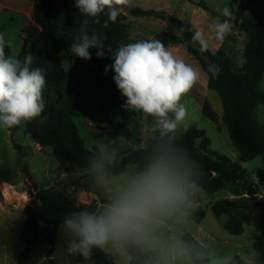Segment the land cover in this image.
I'll list each match as a JSON object with an SVG mask.
<instances>
[{"label":"trees","instance_id":"obj_1","mask_svg":"<svg viewBox=\"0 0 264 264\" xmlns=\"http://www.w3.org/2000/svg\"><path fill=\"white\" fill-rule=\"evenodd\" d=\"M129 13L133 16L164 15L162 12L141 8H131ZM33 16L40 31L30 41L26 55H33V68L45 70V109L40 117L23 124L28 137L41 147L50 148L59 167L65 173H70L76 168L88 167L89 158L100 151L96 146H85L73 120L75 112L88 117L95 114L105 118L108 128L116 133H122L124 127L111 118V112H118L124 121L132 122L128 110L124 108L126 98L113 80L114 71L105 73V66L113 63V53L108 48L116 50L127 44L128 25L126 17L121 13L115 23L109 22L108 27H104V22L108 20L106 13L98 17L84 16L75 7V0H38ZM96 19H99V23L95 22ZM224 20L237 27L246 37L240 66L223 48L211 53L201 38H196L193 28L177 19L170 21L181 28L182 35L175 38L173 43L183 45L208 76L207 86L221 101L222 122L226 125L240 162L251 161L256 156H262L264 161V126L258 122L257 117V107L264 103V92L259 89L264 76V0H239L237 6L224 16ZM81 29L89 36L93 33L99 36L100 43L105 47L104 58H97L95 48L90 49L91 60L75 57L69 51L70 45L79 40ZM202 113L217 125V116L207 102L203 105ZM16 128L18 126L7 129L12 132ZM176 138V143L195 161L200 189L213 194L227 184L235 186L234 194L239 198L217 200L210 209L216 219L228 214L222 227L229 234H243L247 216L255 209L264 207L255 198L260 187H264V167L255 172V180L251 179L239 162L210 149V139L202 130L193 126ZM148 143L149 138L142 147L117 153L110 177L121 174L129 165L141 164ZM27 193L30 201L23 210L26 219L19 237L23 248L17 264H27L30 254L41 240L48 244L44 264H57L50 257L60 222L42 217L37 207L41 196L30 189ZM243 194L247 196L240 197ZM204 215L203 208L198 207L191 219L199 223ZM182 240L199 245L188 233L183 234ZM252 247L260 250V261L264 263V229L253 241ZM128 255L129 264H142L144 257L138 249L129 250ZM233 257L236 264H241L239 255L234 254ZM91 260L93 264H117L103 249H94ZM75 261L85 262L79 255Z\"/></svg>","mask_w":264,"mask_h":264},{"label":"clouds","instance_id":"obj_2","mask_svg":"<svg viewBox=\"0 0 264 264\" xmlns=\"http://www.w3.org/2000/svg\"><path fill=\"white\" fill-rule=\"evenodd\" d=\"M130 5L131 0H75L84 16L106 13L104 27L115 23ZM228 13L224 9V14ZM228 28L227 22L218 24V35L223 37ZM81 33L69 51L91 60L90 49L95 48L97 58H104L99 36H89L83 29ZM6 47L11 48L12 43L0 33V127L12 128L42 115L46 80L44 69L32 67L31 53L21 60L7 55ZM108 50L113 53V63L105 66V73L114 71L115 85L126 98L124 108L152 117L149 143L142 163L115 185L110 179L114 150L102 148L89 158L88 172L104 199L95 206L79 202L78 207H83L64 218L60 227L67 238V254L79 255L92 264L94 249H109L122 258L129 250L138 249L144 257L142 264H236L233 256L221 255L210 246L174 240L167 234L171 224L187 220L196 206L198 169L176 143V132L181 125L187 126L182 98L198 81L199 72L158 39ZM260 256V250L253 247L241 259L243 264H261Z\"/></svg>","mask_w":264,"mask_h":264},{"label":"crops","instance_id":"obj_3","mask_svg":"<svg viewBox=\"0 0 264 264\" xmlns=\"http://www.w3.org/2000/svg\"><path fill=\"white\" fill-rule=\"evenodd\" d=\"M37 1L38 0H0V31L5 34V39L10 34L22 37L29 29L40 31V27L35 24L33 16V9ZM238 1L239 0H131V5L126 7L122 13L126 17V23L128 25L126 30L127 44L134 43L138 40L158 39L175 57L183 59L185 63L199 72L198 81L190 92L182 98V103L185 104L187 112L190 107H193L194 111L202 112L203 105L207 102L217 116L218 123L215 126L218 130L221 129L222 121L221 101L218 95L208 88V76L201 69L198 62L192 58L183 45L173 43L175 38L181 37L182 30L170 20L177 19L188 23L196 34L199 33V37L211 53H216L220 48H223L226 54L235 60L240 42L245 35L233 24L224 20V16L226 15L224 14V9L227 8L230 11L237 6ZM131 8L153 10L162 12L164 15L161 17L133 16L129 13ZM224 22L228 23L229 28L223 37H221L218 35L217 25ZM30 41L31 40H28L26 45L22 46L25 52L27 51ZM9 49L11 51L13 50L12 48ZM17 50L19 49H16V51ZM130 112L132 123L139 129V135H137L138 142H128L130 139H127L126 142L123 143L130 146V151H132L138 147L144 146L147 139L150 137L148 126L151 125L152 118L139 112L140 118L138 122L136 121L134 111ZM119 119L120 120L116 122L130 130L131 121H124L121 116ZM88 124L90 125V123ZM2 128L11 141L0 142V170L9 173L8 176L0 178L3 196L10 198L4 190V185H10L14 188L22 187L23 191H18L16 196H12L13 200L6 201L0 198V264H17L23 248V244L20 242L19 237L23 231L26 219L23 210L25 205L30 201L27 193L29 189L33 193H37L41 196V202H38L40 205L37 204L41 216L60 222L56 231L55 247L50 259L57 264H87V262H76L75 257L77 255L71 256L67 254V238L60 227L67 215L83 207V205H79L78 207V204L79 201L82 200V193L84 191L96 193L100 201H103L99 194L100 191L93 184L87 168H76L72 172L65 173L64 176H61L60 174L64 172V170L59 167V163L53 156L51 149L41 147L34 143L26 134L24 124L18 125L16 130L17 134L13 133V135L6 127ZM146 129L148 130V136L146 140L143 141L140 138V133L145 132ZM14 144L17 147H15ZM98 149L101 150V147H98ZM136 167L135 165V168ZM124 172L110 178L121 177ZM31 186L35 187L31 189ZM234 189L235 186H233L232 189H228V197L224 199L239 198V196L234 194ZM246 196V194H243L240 197ZM201 199L202 196H200L198 192L195 208L201 207ZM215 201L217 200L208 199L206 201L207 207L203 209L205 212L203 219L199 223L194 222L197 227V233L206 234L202 227L206 218H209L210 221L214 223L213 219L209 216L208 208L211 211L210 207ZM85 204L94 206L88 202ZM225 215L227 216L226 219H222L224 215L219 219H216L213 215V218L222 226L228 219V214ZM191 216L192 214L189 215L190 219ZM176 224V222L171 224L167 229V234L171 239V229ZM215 227L216 225L211 226L210 224L209 229L213 232L216 231ZM188 234H190L193 239L197 238L194 233ZM211 240L213 239L211 238ZM205 246L207 247L208 245ZM103 250L110 254L117 264L130 263V256L128 253L125 258H122L118 253L112 250ZM47 251V242L41 240L30 254L27 264H44L47 260Z\"/></svg>","mask_w":264,"mask_h":264},{"label":"rangeland","instance_id":"obj_4","mask_svg":"<svg viewBox=\"0 0 264 264\" xmlns=\"http://www.w3.org/2000/svg\"><path fill=\"white\" fill-rule=\"evenodd\" d=\"M38 31L36 29H29L25 35L22 37L16 36L15 34H10L6 37L7 41L12 43V51L6 47L7 55H14L20 58L21 60L26 56V52L23 50L22 46H25L28 40L34 39L38 35ZM245 37L243 36V40L240 42L239 50L235 56V63L240 66L243 61V50L245 46ZM18 47V48H16ZM16 49H19L16 51ZM260 91L264 92V76L262 81L259 83ZM131 111V110H130ZM129 111V112H130ZM131 113V112H130ZM134 115L136 121L139 122V112L134 111ZM111 118L114 121H119L120 115L118 112H111ZM257 117L258 122L264 126V103H261L257 107ZM74 122L77 125L78 133L80 137L83 139V142L87 148L92 146H97L102 148H106L109 152L114 150V160L116 158V154L122 150L130 151L131 148L126 142L127 139H130L128 142H138L137 135H139V129L134 126L132 122H130V130L122 129V133L114 132L110 128H108V123L105 118L100 116H96L95 114L88 117L87 115L81 112H75L73 117ZM83 121V122H81ZM90 123V125L88 124ZM23 124V123H22ZM187 126L181 125L177 132L176 136H179L183 133L188 127L193 126L199 130H202L205 135L210 139L211 145L210 149L217 151L218 153L224 154L229 157L234 162H239L242 164V167L249 173L250 178L255 180V172L258 169L264 167V161L262 156H256L253 160L248 162L241 163L239 160V154L237 150L232 146L226 125L221 121V129L218 130L213 122H211L207 117H205L202 112L194 111L193 107L188 108L186 120L184 122ZM149 125V129H150ZM146 127V125H145ZM126 129V130H125ZM17 130V128H16ZM12 131V135L17 134V132ZM147 130V129H146ZM140 133L141 140L145 141L148 136V130ZM22 133V132H21ZM0 142H11L9 140V136L6 135L5 130L0 127ZM88 170V167H86ZM135 169V165H129L125 170L124 174L121 177L110 178L111 183L113 185L121 182L125 176ZM8 172H4L0 170V178L8 176ZM10 186V185H9ZM13 187V186H10ZM14 188V187H13ZM233 185L227 184L223 189L218 190L214 194H209L204 192L201 189H198L201 199V207L205 209L207 207L206 201L208 199H224L228 197V189H232ZM99 190V189H98ZM16 191V190H15ZM18 192V191H16ZM102 200L104 199V195L99 192ZM2 185L0 186V198L2 200L9 201L11 199L3 196ZM14 196V195H13ZM16 196V195H15ZM262 196V197H260ZM16 198V197H14ZM259 202L264 204V187H260V192L255 197ZM13 200V199H12ZM197 208H193L190 210V214L196 211ZM209 216L213 219L212 223L209 218L205 219L203 223L204 233H197V227L192 219L188 217L187 220L181 218L178 220L176 225L171 229V236L174 240H182V236L185 232L194 233L199 240L205 245L210 246V250H214L221 255H230L237 253L240 258L244 256L252 247L253 241L257 238L259 233L264 229V207L260 209H255L251 214L247 216L246 222L244 224V232L238 237H233V235L229 234L223 227L218 223L216 219L213 218L211 211L209 210ZM227 216H222V219H226ZM211 222V223H210ZM215 226L216 231H211L209 226ZM213 240H211V238ZM241 264L243 261L241 259ZM264 264V263H262Z\"/></svg>","mask_w":264,"mask_h":264},{"label":"built area","instance_id":"obj_5","mask_svg":"<svg viewBox=\"0 0 264 264\" xmlns=\"http://www.w3.org/2000/svg\"><path fill=\"white\" fill-rule=\"evenodd\" d=\"M61 176H64L65 175V172H62L61 174H60ZM15 189V188H14ZM29 196V195H28ZM11 199H12V197H11ZM10 199V200H11ZM79 202H81V203H83V204H85V203H91V204H93L94 206L98 203V202H101L100 201V199H99V196L96 194V193H94V192H92V191H84L83 193H82V200L81 201H79ZM196 239V240H195ZM194 240L199 244V245H201L202 244V242L199 240V238H195ZM204 244V243H203ZM205 245V244H204Z\"/></svg>","mask_w":264,"mask_h":264},{"label":"bare ground","instance_id":"obj_6","mask_svg":"<svg viewBox=\"0 0 264 264\" xmlns=\"http://www.w3.org/2000/svg\"><path fill=\"white\" fill-rule=\"evenodd\" d=\"M4 190L7 194V196H10V197L18 194V192H16L17 190L14 189L13 187H10L9 185H4Z\"/></svg>","mask_w":264,"mask_h":264},{"label":"water","instance_id":"obj_7","mask_svg":"<svg viewBox=\"0 0 264 264\" xmlns=\"http://www.w3.org/2000/svg\"><path fill=\"white\" fill-rule=\"evenodd\" d=\"M15 189H16L17 191H19V192H22V191H23V188H22V187H19V188L16 187ZM37 204L40 205V203H37Z\"/></svg>","mask_w":264,"mask_h":264}]
</instances>
